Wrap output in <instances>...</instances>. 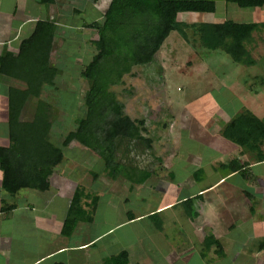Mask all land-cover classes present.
Instances as JSON below:
<instances>
[{
	"label": "crops",
	"instance_id": "crops-1",
	"mask_svg": "<svg viewBox=\"0 0 264 264\" xmlns=\"http://www.w3.org/2000/svg\"><path fill=\"white\" fill-rule=\"evenodd\" d=\"M221 1L223 11L220 15L224 17L227 5L231 4ZM109 2L110 0H106L98 11L93 9L92 4L89 5V9H85L89 19L77 23V16L80 17L85 10L76 7V0H52L50 3H41L40 0H0V147H6L9 143L8 92L10 89H25L22 81L9 75V66L20 52L21 41L36 34L41 22H47L53 27L48 70L45 71V76L51 79L52 85H42L38 97L27 96L18 114V122H30L37 101H41L49 107V121V114L56 111V102L45 99V95L51 96L49 91L55 88L57 81H68L66 73H63L65 70L59 68L62 64L60 59L66 58L67 55L63 48L65 33L56 34L58 26L63 30L73 29L71 31L76 34L80 33L81 39L73 58L75 65L82 59L86 65L94 54L87 49L88 42L94 37L90 36L94 31L87 25L102 19ZM213 2L215 12L217 1ZM184 19L178 16L179 21L191 23L188 18ZM221 20L220 22L226 21ZM171 38H174V41L181 40L173 33H168L165 37L168 40ZM253 38L251 56L254 60L256 49L261 50L260 55H264V37ZM182 43L186 45L183 41ZM199 61L216 74L220 86L213 92V98L215 96L217 99L214 98L211 110L203 106L200 100L199 104H193L194 107L182 117V122L178 121L176 113L165 114L159 127L149 125L148 131L143 130L142 134H138V139L142 141H145V137H150L148 157L145 158L140 153V157L144 156L141 157V162L137 157L136 164L131 165L126 161L123 168L130 177H134L138 171L139 174L142 173L143 170L147 177L143 182L133 183L125 180L121 187L124 194L118 197L120 210L113 212L112 221H103L104 227L92 233L100 197V193L93 191L96 192L94 196L97 197V202L91 213V221L78 222L69 236H61L62 221L71 194L77 185L68 192L58 180L56 166L48 177L49 186L46 191L26 190L34 191V194H20L25 204L15 205V209L7 215L0 212V264H67L66 259H63L65 255L79 253L85 257V252L93 250L96 242L116 230L132 226L134 236L130 235L135 244L116 252L124 251L129 264L132 248L135 247V256L146 253L143 246L149 237L145 235L140 238L137 229V225L145 220L149 223L147 233L152 238V244H166L171 253L167 255L175 259H179V256L180 260L186 257L188 247L183 251V244L192 236L198 249L191 252L200 258L198 264H223V261L227 264H264V248L251 245L252 241L264 236V134L260 126L249 122L254 136L261 135L262 138L245 137L246 144L243 147L222 135L225 125L242 110L264 126V80L261 77L259 79L257 75L247 74V70L252 68L258 70L255 62L251 67H242L219 50L212 51ZM263 65L262 61L261 66ZM51 127L50 122V138L53 137ZM71 144L77 143L72 141L66 147ZM136 151L141 152L134 150V153H137ZM147 182L151 187L148 190ZM91 187L102 191L101 188L94 187L92 182ZM91 187H87L88 190L92 189ZM1 191L0 189V193ZM109 191L107 189L105 193ZM2 192L5 197L6 193ZM150 193H153L152 197L154 195L152 203V197L148 195ZM145 196L150 205L140 209L139 205L145 203ZM3 199L0 197V205L7 204ZM59 203L62 206L66 203V207L61 209L57 205ZM254 215H257L256 221ZM9 217H13V221L18 225L17 235L11 225L13 222L8 220ZM71 237H76L77 241L70 245ZM212 241L219 244V254L216 253L217 249ZM135 256L131 254V257ZM192 256L193 254L190 258ZM227 257L230 261H227ZM238 257H241L240 262H237ZM132 262L142 264L135 260ZM83 263L85 264V261ZM184 263L186 264V260H176L171 264Z\"/></svg>",
	"mask_w": 264,
	"mask_h": 264
},
{
	"label": "trees",
	"instance_id": "trees-1",
	"mask_svg": "<svg viewBox=\"0 0 264 264\" xmlns=\"http://www.w3.org/2000/svg\"><path fill=\"white\" fill-rule=\"evenodd\" d=\"M50 3L52 0H40ZM240 9L259 8L264 0H223ZM212 0H110L99 22L87 25L94 31L91 44L95 53L90 61L79 71L87 88L83 92V116L77 118L73 130L62 137L59 147L48 140L50 122L47 120L48 106L37 101L30 122H18L20 108L27 96L38 97L42 85L51 86L52 81L45 76L48 70V55L51 48L52 25L41 22L36 34L21 41L20 52L9 66V75L22 81L23 91L10 89L7 104V132L9 143L0 147V189L10 196L26 190L44 192L48 189V177L52 169L62 161L61 148L74 141L83 149L93 152L102 162V170L111 180L117 173L114 164L115 130L117 124H124L123 105L116 101L108 90L111 72L119 47L120 32L124 25L138 24L161 27L160 40L155 51L168 33L176 34L186 45L201 50L200 59L212 51H222L228 58L242 67H251L254 38L264 37V23H236L229 20L219 23H185L178 16L185 13H213ZM154 51V52H155ZM153 52V53H154ZM152 54L141 65L152 61ZM155 68L159 66L156 62ZM249 122L262 126L248 112L242 110L228 124L222 135L236 145L245 146V137L254 136ZM96 177L95 173L91 174ZM140 177L138 182H143ZM88 201L85 203L84 201ZM97 197L76 187L70 197L60 234L69 236L78 222H90ZM14 204L0 205V212L8 214L15 209ZM216 253H220V246ZM264 246V238L258 244ZM51 264H63L60 262ZM101 264H127V255L120 251L105 257Z\"/></svg>",
	"mask_w": 264,
	"mask_h": 264
},
{
	"label": "rangeland",
	"instance_id": "rangeland-1",
	"mask_svg": "<svg viewBox=\"0 0 264 264\" xmlns=\"http://www.w3.org/2000/svg\"><path fill=\"white\" fill-rule=\"evenodd\" d=\"M213 1H217L215 6L216 11L213 13H185L186 15L181 14L180 17L183 19L188 18L191 23H216L222 21L221 19L237 23H264L263 7L240 9L234 5H227L226 14L222 17L220 15V12L223 11L222 1ZM105 2L106 0H76L75 5L79 9L87 10L92 4L93 9L98 11ZM86 10L82 12L80 17L77 16V23L81 21L86 22L89 19ZM71 30L73 29L63 30L58 26L56 31V34L58 32L65 33L63 48L67 56L64 59H60L62 64L59 65V68L65 70L62 69L64 71L63 73H66L68 81H57L54 86L55 88L49 91L52 93L51 96L45 95V99L50 102L53 100L56 102V111L49 114V121L52 124L51 132L53 134V141L50 138V133L48 136L49 142L55 147H59L60 144L58 142H61L65 133L74 129L76 119L83 116L82 96L84 90L87 88V83L79 77V71L85 65V61L83 59L79 60L78 64L75 65V59L73 58V54L77 53L76 47L81 36L80 33L76 34L75 31ZM160 30L161 27L157 26L128 24L123 26L120 32L119 47L114 60L108 88L115 100L123 105L122 114L126 116V122L124 124H117L115 130L114 164L117 173L116 179L111 180L108 178L102 170V162L93 152L87 151L77 144H71L69 147L61 148L63 158L56 167V175L59 177L58 180L63 187L67 188L69 192L77 185V187H81L88 194L96 195V192L100 193L99 205L95 214L96 223L92 229V233H96L104 227L103 221H107L108 219V222H111L113 212L116 209L120 210L119 207L121 205L118 202V197L124 194L121 187L126 182L125 180H130L129 182L134 183L140 177L144 178V180L147 177L144 170L142 173L139 174L138 171L134 177H130V175L124 172L123 168V164L126 161H129L132 165L134 163L136 164L135 159L137 157L140 158V162L141 157H148L150 137H145V141H142L138 139V134H142L143 130L148 131L147 128L149 125L159 127V123H163L161 118L165 114L172 115L176 113L178 115V121L182 122V117L187 114L188 110L194 107L193 104L196 102L199 104L200 100L204 104L203 106L211 110L212 102H215L214 98L217 99L215 96L213 98V92L218 90L217 88L220 84L216 78V74L207 66H203L200 63L201 50L197 49V47L195 49V47L190 45H183L181 40L176 39L174 41V38H171L169 40L164 39V42L155 51L156 45L160 40ZM93 35L94 33L91 32L90 36L93 37ZM259 45L261 46V44ZM87 46L90 53H95L94 46L91 42H88ZM151 54L153 56L152 61L146 65H141V62ZM260 54L261 50L256 49L254 62L258 65L256 66L258 70L256 71L252 68L250 71L247 70V74L249 76L257 75L259 79L261 77L264 80V65L261 66L262 61L264 62V55ZM154 62L159 64V71L158 68H155ZM1 124L2 122L0 121V129ZM134 150L141 152L136 151L137 153H134ZM140 153L144 156L140 157ZM92 173L96 174L95 178L91 177ZM91 182L94 187L101 188L103 194L100 191L94 190L91 187ZM87 187H91L93 190H88ZM146 187V190L151 188L148 182L146 183ZM126 188L127 186H125ZM107 189L110 190L109 193H105ZM157 192L160 193L159 190ZM23 193L24 195H33L34 191H22L18 195H13V197L7 193L4 197V193L1 191L0 197L1 199L5 198L3 200L7 204L19 205L24 203L23 197L20 196ZM152 194L150 193L148 195L152 197ZM155 197H157L156 193ZM161 198L165 199V197ZM153 199L154 195L151 198L152 201L150 200L151 203L154 202ZM84 202L87 203L88 201L86 200ZM144 202L143 205H139L140 209H144L150 205L149 201H147V196L144 197ZM57 205L61 209L66 207V203L63 206L61 203ZM8 220L13 222L11 225L13 229L15 228V235H17L16 228L18 225L13 221V217H9ZM256 220L257 215H254V221ZM7 225L9 224L7 223ZM137 227L140 238H143L145 235L149 237L147 240V237L144 239L146 241L143 247L146 253L135 256V247L132 248V253H130L128 260V262L130 261L129 264H132L133 260L142 264H171L176 260L178 262L182 260L184 262L186 260V264H198L200 258L192 253L198 249L197 243L192 236L184 242L183 251H185L186 247H188V251L185 253L186 257L184 256L180 260V256L179 259H175L173 256L170 257L167 255H171V253L166 247V244L162 245L158 242L152 244L150 240L152 238L147 233L149 227L148 221H141ZM132 231H134L132 226L116 230L111 235H108V237L96 242L93 250L85 252V257L79 253H69L63 259H66L67 264H84L83 261H85V264H101V260L105 257L115 255L121 248L135 244V241L132 240V236L130 235L133 234L134 236ZM89 232L91 233V230ZM263 238L264 236L252 241L251 245H258ZM69 240L70 245L77 241L76 237H71ZM191 250L193 251L191 252ZM131 254H134L135 257H131ZM191 254L193 256L190 258ZM226 259L230 261L229 257ZM240 259L241 257H238L237 262H240ZM245 259L247 260L248 258ZM223 262V264H227L226 261Z\"/></svg>",
	"mask_w": 264,
	"mask_h": 264
}]
</instances>
